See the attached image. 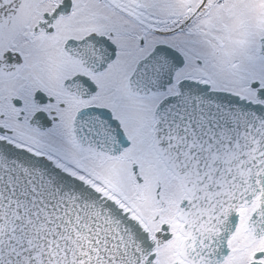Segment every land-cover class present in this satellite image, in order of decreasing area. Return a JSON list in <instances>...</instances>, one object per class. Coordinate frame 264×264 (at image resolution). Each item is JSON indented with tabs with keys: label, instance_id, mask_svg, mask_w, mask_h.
I'll use <instances>...</instances> for the list:
<instances>
[{
	"label": "snow or ice",
	"instance_id": "6c2138e0",
	"mask_svg": "<svg viewBox=\"0 0 264 264\" xmlns=\"http://www.w3.org/2000/svg\"><path fill=\"white\" fill-rule=\"evenodd\" d=\"M0 264H264V0H0Z\"/></svg>",
	"mask_w": 264,
	"mask_h": 264
}]
</instances>
